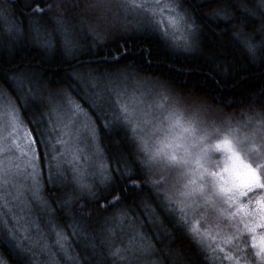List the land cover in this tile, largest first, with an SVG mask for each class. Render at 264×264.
Wrapping results in <instances>:
<instances>
[{
  "label": "snow or ice",
  "instance_id": "snow-or-ice-1",
  "mask_svg": "<svg viewBox=\"0 0 264 264\" xmlns=\"http://www.w3.org/2000/svg\"><path fill=\"white\" fill-rule=\"evenodd\" d=\"M219 2L220 0H144L137 5L124 0L118 7L129 13L132 23L127 25L123 34L116 37V41L123 40L126 49L127 41L133 36H155L174 54L202 53L205 49L214 48L216 51L212 55L215 59L242 54L252 62L258 56L264 61V40L257 45L254 43L255 37L245 32L243 26L237 28L233 24L237 16L230 8H242L244 19L254 15L255 10L249 9L243 2L213 9L212 5ZM76 6L75 3L69 5L67 0H28L26 3L28 33L33 36V43L38 48L40 63H17L15 57L22 50L20 48L10 49L7 54L12 58L7 60L5 53L0 52V100L4 102L5 119L7 120V110L11 109L16 124L35 126L31 131L25 130L21 137L27 141V151L22 154L27 164L23 170L17 165L12 179L16 180L20 176L30 181L25 192L31 206L40 214L36 231H40L41 224L52 230L58 229L54 234L61 236L63 242L58 240L57 246L61 251L67 249L70 252L71 241L68 237L79 235L83 231L74 215L75 205L83 201L82 210L89 205H95L102 212L114 209L111 220L118 221L122 226L126 224L132 234L131 240L138 241L131 249L132 255H129L130 249L127 247L110 252L116 264H138V253L151 251L149 242L152 239H167L177 235L188 241L197 256L207 257L200 230H207L206 225L211 222L212 216H216L217 226L220 227L218 213L213 212L211 216L205 215L203 219H198L203 213V207H196L194 202V213L190 218L188 213L192 209L182 207L183 201L170 195L171 189H165V182L149 179L155 157L143 147L140 117L129 111L118 96H114L104 86L123 74L119 70L112 72L110 69L126 61L129 53L116 43L114 51L119 55H115L112 50L105 55L104 49L110 48V44L115 41L101 42L97 30L99 23L94 28L84 26L82 31L72 25H61L59 28L54 26L49 32L44 25L45 18L54 9L68 10L69 7ZM111 6L110 0H86L83 8L86 12H94L110 9ZM205 8L210 11H204ZM257 8H264V0H259ZM214 29L220 31L216 32ZM260 32H264V24ZM0 48H4L2 42ZM148 55L151 56V52ZM83 57L92 59L85 62ZM143 58L142 52L141 59ZM148 83L161 96L169 90V86L161 80ZM189 100L198 112L206 107L205 102L194 92L189 94ZM181 102L180 97L174 100L176 104ZM54 114L69 119L75 117L73 126L80 124L88 145L95 150L98 162L90 171L91 179L87 182L83 175L77 174L76 169L72 170L70 176L69 169L61 164L50 167L45 183H50L52 188L44 189L40 185L44 155H48L50 161L55 160L56 157L48 150L58 152L59 148L52 140L57 144L64 143L58 139L61 133L53 119ZM256 121L259 124L254 138L264 143V113L251 118L253 124ZM7 127L8 125L6 129ZM36 132L39 135L33 138V133ZM105 141L109 144L106 145ZM41 143L46 151L38 154L37 148ZM60 159H63L62 154ZM208 163L212 168L218 166L211 160ZM38 166L41 171H37ZM223 171L232 176L233 188L229 190V201L240 197L251 205L264 200V166L254 167L253 164L240 163L238 167H225ZM11 187L14 188L15 185L12 184ZM45 191L47 195L44 194ZM208 191L211 192V188ZM53 193L58 195L54 196ZM8 195L18 201V204H13L12 208L0 216V246L7 245V255L5 251H0V264H12L13 255L21 258L15 264H33L37 249L43 245V241L33 239V233L24 229L22 219L15 211L17 206L23 207V196H16L11 191ZM217 204L222 206L223 202L217 201ZM233 207L237 205L233 204ZM2 210L3 206H0V211ZM62 219H71L72 223L62 225ZM248 220L253 221L251 214ZM194 221L198 228L193 227ZM222 223L232 236L233 243L228 251L233 253L234 264H264V237L260 238L261 244L257 245L253 229L243 218L232 223L224 219ZM241 225L249 231L242 232ZM255 227L264 231V222L255 224ZM146 228L151 230V235L144 230ZM65 229L70 231L65 233ZM72 259L75 264V257ZM84 264H90V261L85 260ZM201 264L206 262L202 261Z\"/></svg>",
  "mask_w": 264,
  "mask_h": 264
},
{
  "label": "trees",
  "instance_id": "trees-1",
  "mask_svg": "<svg viewBox=\"0 0 264 264\" xmlns=\"http://www.w3.org/2000/svg\"><path fill=\"white\" fill-rule=\"evenodd\" d=\"M110 1H113L110 8L112 12L108 13L106 10L84 11L83 5L86 0H67L69 5L75 3L77 6L74 8L69 7L68 10L64 8L54 9L48 14V17L52 19L49 20L46 17L44 25L49 32L54 26L59 28L61 25H72L82 31L84 26L94 28L99 23L97 30L101 42L115 41L110 44V48L104 49L105 55L109 50H112L115 55H119L114 51L116 43L129 53L126 61L110 69L112 72L119 70L123 74L104 85L109 90L120 85L142 86L150 98L158 97L159 100L162 99L160 102L164 104L163 107H170L169 110L181 115L189 125L197 130L211 131L214 136L234 130L251 133L249 136H255L259 121L253 124L251 118L258 113H264V61H261L259 56L255 62L245 59L242 54H233L228 56L227 59L223 57L215 59L212 55L216 51L214 48L205 49L202 53L174 54L161 44L158 37L138 35L127 41L125 49L124 41H116V37L123 34L127 25L132 21L129 18V13L124 8L118 7L114 0ZM27 2L28 0H0V42L4 44V48H0V52L5 53V59L7 60L12 58L7 54L10 49L14 47L22 49L15 59L17 63L22 61L25 65L30 62L40 63L38 48L33 43V36L28 33V21L26 19L28 9L25 7ZM241 2L246 4L249 9L255 10V14L244 19L242 8L231 7L230 11L237 16V19L233 20V24L237 28L243 26L245 32L255 37L254 43L259 45L261 40H264V32H260L261 26L264 24V8H257L259 0H220L219 3L213 4L212 8L239 5ZM114 4L117 6H114ZM204 11L207 12L210 9L205 8ZM103 15L108 18V21L102 19ZM109 22L115 25L114 29L110 30L108 28ZM214 31L219 32L220 29H214ZM179 38L178 35L177 40ZM39 39L43 40V37ZM142 52L144 55L143 60L141 59ZM149 52H151V56L148 55ZM82 59L88 62L92 57H83ZM127 73L133 75H127ZM155 80H161L169 86V90L164 92L163 96L153 91V86L148 83ZM161 91L164 90L161 89ZM193 92L205 102L206 107L203 111L198 112L192 107L189 94ZM177 97L182 98L181 105L174 103ZM170 102L174 105H170ZM0 103L4 104L2 100H0ZM23 126L27 131H31L35 127L27 124ZM145 132H147L146 128L142 129L143 147L146 152L152 153L155 157L153 166L149 171V179L165 182V189H171L170 195H173L178 201L182 200V207L192 209L188 213L191 218L194 213V202L196 207L206 208L205 205L198 198L190 202L186 198L187 195L182 197V186H177L178 176H180L178 168L164 163L169 162L164 158L166 156L157 155L156 151L155 153L152 152V144L143 137ZM38 135V132L33 133V138ZM105 144L108 145L109 142L105 141ZM45 151V147L41 143L37 148V152L39 154L45 153ZM48 151L52 152L51 149ZM97 162V158L94 156V159L88 162V166L81 172L85 182L91 179L89 173ZM253 166L255 167V165ZM50 167L54 168V161H50L48 155L45 154L40 177V185L44 189L52 188L50 183H45ZM38 171H41L39 166ZM223 172H221V176L217 177L226 182L224 183V201H222V206L214 202L212 205L218 206V211L213 210V212L218 213L221 222L230 218L232 223L238 219L233 220L230 215L224 217L223 213L232 212L234 215L242 216L241 218L249 223L250 228L259 233H264V231L255 227L258 222H263L264 211L257 207L256 202L249 205L247 200L240 197H234L229 201V190L233 188L232 176L223 174ZM69 175H72L70 170ZM216 189L218 188L216 187ZM44 194L47 195V192L45 191ZM52 195L58 194L53 193ZM232 203L238 206L235 207V209H239L238 211L233 210ZM82 204L83 201L75 205L74 215L79 220L83 231L79 235L68 237L71 241L70 254L75 257V264H84L85 260L90 261V264H101V262L102 264H116L110 252L123 250L126 247L130 249L129 255H132L131 249L138 241L131 240L132 234L126 224L122 226L118 221L113 222L111 220L112 213L115 210L110 209L108 212H102L95 205H89L82 210ZM31 209H33L32 214L34 216V218L31 216V218L36 219L37 223L40 220V214L35 211L34 206L33 208L31 206ZM206 210L208 211L207 208ZM249 214L252 215L255 223L248 220ZM137 215H139V212H137ZM198 219L200 218L198 217ZM60 222L62 225L71 224L72 220L62 219ZM166 227L169 226L166 225ZM193 227H199L195 221ZM30 229L32 232H37L34 228ZM206 229H201L200 232L205 242L207 257L197 256L188 241L182 240L178 235L167 239L157 237L149 242L151 251L138 253V264H201L202 261H205L206 264H234L233 253L228 251L233 243L231 234L228 235L226 230L224 232L223 228L218 227L217 220L214 218H212L211 223L206 225ZM144 230L148 231L149 235L152 234L150 229L146 228ZM40 231L42 235L45 234L50 238H54V231L58 232L59 230H52L41 224ZM68 231L70 230L65 229V233ZM169 231H171L170 227ZM241 231L248 232L249 229L241 225ZM59 238L62 239L61 236ZM161 240L162 242H160ZM6 248L7 245H2L0 251H5ZM54 253L57 264H74L73 260H66L64 255L57 254L55 250ZM5 255H7L6 251ZM19 259L21 258L13 255L12 264H15Z\"/></svg>",
  "mask_w": 264,
  "mask_h": 264
},
{
  "label": "rangeland",
  "instance_id": "rangeland-1",
  "mask_svg": "<svg viewBox=\"0 0 264 264\" xmlns=\"http://www.w3.org/2000/svg\"><path fill=\"white\" fill-rule=\"evenodd\" d=\"M114 1L118 5L124 2V0ZM127 2L139 5L144 0H127ZM114 6L117 5L114 4ZM101 10H106L108 13L112 12L110 9ZM102 19L108 21L105 15ZM108 28L114 29L115 25L109 22ZM110 91L114 96H118L121 103L129 108V111L135 112L140 117L139 123L141 124L139 126L141 129L146 128L147 132L144 133L143 137L152 144V152L155 153L156 151L157 155L166 156L164 158L169 162L164 163L178 168L180 176H178L177 186H182V197L187 195L186 198L190 202L198 198L208 209L207 211L206 208H203L200 219H203L205 215L211 216L213 210L218 211V206L212 205L214 202L224 201V183L226 182L217 176H221L225 167L232 168L234 165L238 167L240 163L264 166V144L257 141L255 136H249L251 133L234 130L214 136L211 131L197 130L189 125L181 115L169 110L170 107H163L164 104L160 102L162 101L161 98V100L158 97L150 98L142 86L120 85L114 86ZM181 104L182 102L178 105ZM170 105L174 104L170 102ZM162 117L163 123H161ZM53 119L60 129L61 134L58 139L64 141L61 145L52 140V143L59 148L58 152L52 151L53 156L56 157L53 160L54 167L61 164L68 168L71 174L72 170L76 169L77 174L81 175V172L88 166V162L94 159L95 150L88 145L80 124L76 123L75 127L73 126L75 117L69 119L63 115L54 114ZM6 125H8L7 129ZM25 130L23 125L15 123L11 109L7 110V120L5 119L4 104L0 103V206H3L0 216H3L4 211L12 208L13 204H18V201L13 200L12 196L8 195L10 191L14 192L16 196H23L25 201L23 207L17 206L15 211L19 213L24 229L31 231L30 228L36 230L35 225L37 223L36 219H33V209L30 210L31 202L25 192L30 181L26 177L21 178L20 176H17L16 180L12 179V174L16 172V166L18 165L23 170L27 164V160L22 155L27 151L25 148L27 141L21 139ZM53 135L55 136V133ZM13 149L14 151H11ZM61 154L63 155L62 160L60 159ZM209 160L218 166L209 167ZM257 170L259 172V167ZM223 174L230 175L225 172ZM12 184L15 185L14 188L11 187ZM209 188H211V192L208 191ZM256 204L260 210L264 211V200L258 201ZM233 210L238 211L239 209L234 207ZM223 215L224 217L230 215L233 220L235 218L239 220L242 217L234 215L232 212L223 213ZM212 218L216 219L215 216ZM227 220L231 223L230 218ZM220 228H223L224 232L226 230V233L230 235L222 222ZM253 232L257 237L256 244L260 245V238L264 237V233H259L256 230ZM32 233L33 239L43 241V245L37 249L34 264H57L54 250L57 254L64 255L66 260H73L72 254L67 249L61 251L57 246L58 240L63 242L59 236L54 234V238H50L45 234L42 235L41 231ZM249 241L251 242V236Z\"/></svg>",
  "mask_w": 264,
  "mask_h": 264
}]
</instances>
